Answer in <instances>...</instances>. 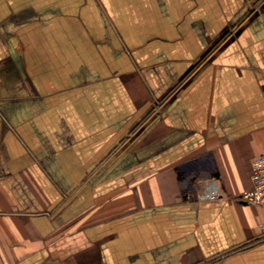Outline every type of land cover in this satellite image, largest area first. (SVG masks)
I'll list each match as a JSON object with an SVG mask.
<instances>
[{"label": "crops", "instance_id": "0c3cea01", "mask_svg": "<svg viewBox=\"0 0 264 264\" xmlns=\"http://www.w3.org/2000/svg\"><path fill=\"white\" fill-rule=\"evenodd\" d=\"M262 153L264 0H0V264H264Z\"/></svg>", "mask_w": 264, "mask_h": 264}, {"label": "built area", "instance_id": "2783aa9c", "mask_svg": "<svg viewBox=\"0 0 264 264\" xmlns=\"http://www.w3.org/2000/svg\"><path fill=\"white\" fill-rule=\"evenodd\" d=\"M251 180L256 194L254 202L262 207L264 213V153L255 157L251 162ZM220 196H222V192L214 180H210L206 189L199 194L201 199H215ZM260 237L264 240V219L261 224Z\"/></svg>", "mask_w": 264, "mask_h": 264}]
</instances>
